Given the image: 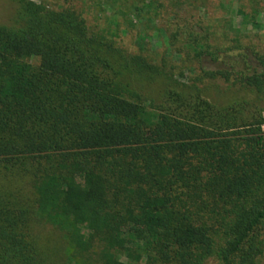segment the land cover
Instances as JSON below:
<instances>
[{
  "label": "trees",
  "instance_id": "1",
  "mask_svg": "<svg viewBox=\"0 0 264 264\" xmlns=\"http://www.w3.org/2000/svg\"><path fill=\"white\" fill-rule=\"evenodd\" d=\"M14 2L0 24V264H261L264 115L186 85L156 105L120 77L171 80L165 62L124 55L75 8ZM192 35L187 57L228 49ZM257 58L251 75L201 71L264 87Z\"/></svg>",
  "mask_w": 264,
  "mask_h": 264
},
{
  "label": "rangeland",
  "instance_id": "2",
  "mask_svg": "<svg viewBox=\"0 0 264 264\" xmlns=\"http://www.w3.org/2000/svg\"><path fill=\"white\" fill-rule=\"evenodd\" d=\"M34 1L52 8H75L90 30L111 39L124 55L139 54L159 66L165 62L171 80L150 79L134 73L132 67L124 69L120 77L123 83L156 105L164 102L167 85L173 90L186 85L184 88L199 92L217 107L233 105L244 115L252 112L264 115L263 86L245 87L236 81L234 74L228 79L211 78L201 71V68H227L244 70L248 75L260 72L262 65L257 55L264 56V0H157L150 7H144L143 0ZM16 18L14 0H0V24L11 25ZM164 26L173 29L167 31ZM172 31L178 32L176 38L171 37ZM195 32L207 35L209 43L228 49H222L216 58L187 57L182 44L189 35L193 34L191 38H194ZM188 51L192 50L188 48ZM35 232L49 248L57 251L63 247L62 232L57 228L40 224ZM261 264H264V253Z\"/></svg>",
  "mask_w": 264,
  "mask_h": 264
}]
</instances>
